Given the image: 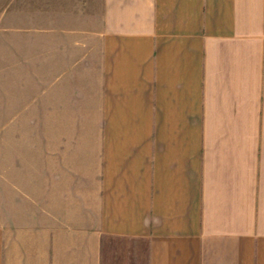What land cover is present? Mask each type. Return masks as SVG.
I'll return each mask as SVG.
<instances>
[{
  "label": "crops",
  "instance_id": "crops-1",
  "mask_svg": "<svg viewBox=\"0 0 264 264\" xmlns=\"http://www.w3.org/2000/svg\"><path fill=\"white\" fill-rule=\"evenodd\" d=\"M4 74L0 264H264V0H53Z\"/></svg>",
  "mask_w": 264,
  "mask_h": 264
},
{
  "label": "rangeland",
  "instance_id": "rangeland-1",
  "mask_svg": "<svg viewBox=\"0 0 264 264\" xmlns=\"http://www.w3.org/2000/svg\"><path fill=\"white\" fill-rule=\"evenodd\" d=\"M53 0H0V140L5 133V74H4V38L5 27L21 22L27 26H42L52 21ZM9 18V19H7ZM9 21V22H8ZM15 130V127L13 128ZM14 132V131H13ZM0 143H3L0 141ZM124 260V258H123ZM111 264H124L116 259ZM125 264H133L125 261Z\"/></svg>",
  "mask_w": 264,
  "mask_h": 264
}]
</instances>
